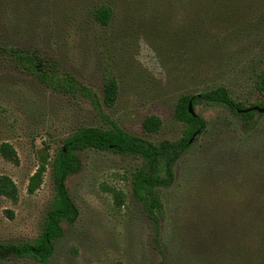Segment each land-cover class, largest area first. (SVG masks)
<instances>
[{
	"label": "rangeland",
	"instance_id": "374dc122",
	"mask_svg": "<svg viewBox=\"0 0 264 264\" xmlns=\"http://www.w3.org/2000/svg\"><path fill=\"white\" fill-rule=\"evenodd\" d=\"M99 7L111 10L107 25L94 20ZM0 37L54 57L99 95L114 77L118 97L106 114L151 143L182 137L174 110L183 95L222 85L246 107L264 101L254 86L264 66V0H0ZM193 109L205 128L177 159L172 184L156 189L165 264H231L246 247L264 250L251 240L264 235V114L246 133L222 105L199 101ZM150 115L162 123L154 133L141 127ZM80 124L103 126L89 101L54 92L0 58V144L19 158L13 165L0 156V174L19 190L16 202L0 196V242L36 239L54 195L50 165L33 194L28 179ZM79 158L80 171L66 181L78 217L62 225L43 264H156L131 190L142 159L92 149Z\"/></svg>",
	"mask_w": 264,
	"mask_h": 264
},
{
	"label": "trees",
	"instance_id": "16d2710c",
	"mask_svg": "<svg viewBox=\"0 0 264 264\" xmlns=\"http://www.w3.org/2000/svg\"><path fill=\"white\" fill-rule=\"evenodd\" d=\"M110 16L109 7H99L95 11L94 20L101 25H107ZM0 58L12 64L20 73L31 77L54 92L89 101L103 124V126L78 125L63 139L61 146L50 161H47V158L41 161L36 171L29 177L26 188L28 194H33L39 188L47 164H49L54 195L46 211L40 233L33 241L0 242V260L10 257L27 258L43 264L53 256L54 243L63 235L62 225L64 223L73 224L78 217V209L69 196L66 181L69 176L78 173L81 169L79 153L92 149L125 156H137L144 162L142 168L132 173V195L140 204L148 221L150 242L157 257L156 264H165L166 254L161 229L163 205L156 189L172 184L177 159L203 132L206 125V121L200 115L189 113L188 102L191 101L193 106L199 101L224 106L232 114L241 117L242 128L246 133L252 131L257 124L255 116L259 113L256 111L241 113L240 110L245 109L246 106L234 100L228 90L220 85L196 95L180 97L175 106L174 117L185 126L182 137L176 141L163 140L159 143H151L126 132L106 114L104 108L113 107L118 97V84L114 77L109 76L105 79L102 95H99L93 88L81 83L54 57L43 55L32 46L25 47L9 43L1 37ZM254 86L264 99V66L256 75ZM263 103L255 105L262 106ZM161 124L157 116L150 115L142 120L141 127L146 133H154L160 129ZM192 137V141L189 142ZM0 156L13 165L19 164L16 150L7 142L0 144ZM18 194L19 190L14 181L9 176L0 174V196L16 202ZM115 198L116 201L122 200V196L116 192ZM6 213L9 218H13L11 211H6ZM247 229L246 231L241 230L244 234H249ZM251 240L263 243L264 235L255 234ZM250 249L256 254L251 256ZM260 257L262 258L259 259ZM261 262H264V250L246 247L243 252H240L238 259H232L231 264H261ZM114 264H123V262L117 260Z\"/></svg>",
	"mask_w": 264,
	"mask_h": 264
},
{
	"label": "water",
	"instance_id": "95a60500",
	"mask_svg": "<svg viewBox=\"0 0 264 264\" xmlns=\"http://www.w3.org/2000/svg\"><path fill=\"white\" fill-rule=\"evenodd\" d=\"M188 111H189V113L191 115H195L196 114L194 112L193 105H192L191 101L188 102ZM250 111H256L259 114H264V103H263L262 106L253 105V106H249V107H246L245 109L240 110L241 113H247V112H250ZM193 137H194V135H193ZM193 137L189 140V142L192 141Z\"/></svg>",
	"mask_w": 264,
	"mask_h": 264
}]
</instances>
